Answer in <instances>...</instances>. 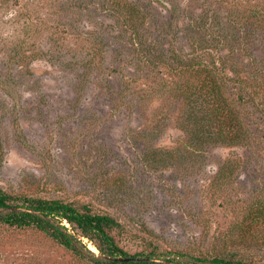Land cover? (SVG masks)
Masks as SVG:
<instances>
[{"label":"rangeland","instance_id":"obj_1","mask_svg":"<svg viewBox=\"0 0 264 264\" xmlns=\"http://www.w3.org/2000/svg\"><path fill=\"white\" fill-rule=\"evenodd\" d=\"M113 1L0 0V189L114 217L129 254L264 264V107L250 86L264 74V0ZM225 55L255 95L228 102L241 146L201 142L184 91L202 75L172 70ZM0 264L89 263L0 223Z\"/></svg>","mask_w":264,"mask_h":264},{"label":"trees","instance_id":"obj_2","mask_svg":"<svg viewBox=\"0 0 264 264\" xmlns=\"http://www.w3.org/2000/svg\"><path fill=\"white\" fill-rule=\"evenodd\" d=\"M112 3L121 7L115 0ZM257 14H263L259 7L254 10V15ZM138 16L135 17L132 14L126 16L124 18L126 28L134 30ZM228 60V56H222L221 64L217 65L215 62L196 61L193 57L187 60L186 65L174 60H171V64L175 72L188 71L195 76L202 75L197 87L189 91L187 88L184 91L185 101L189 102L192 108L197 104L198 109L204 114L200 135L198 134L202 138H200L201 142H220L228 146H241L249 141V134L238 116L239 111L235 112L228 102L233 99L241 103L247 102L255 95H251L249 89L246 91L247 83L239 77V73L232 76L226 73L225 65L229 62ZM253 60V63L261 61L257 57ZM230 82H235L236 86L233 85L235 97H231L232 95L228 92ZM250 86L254 88L253 92L258 93L257 97L261 106L264 107V74H251ZM0 223L10 227L35 228L71 252L76 258L89 264H251L226 256L206 258L183 254L180 259L171 261L156 255L154 249L129 254L119 246L112 234L116 231L121 235L127 233L126 228L114 217L92 213L87 207L78 208L59 199L13 196L1 189ZM84 240L91 243L97 252L88 248Z\"/></svg>","mask_w":264,"mask_h":264}]
</instances>
